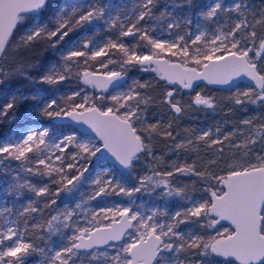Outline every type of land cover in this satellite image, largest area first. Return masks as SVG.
Segmentation results:
<instances>
[{
  "label": "snow or ice",
  "instance_id": "snow-or-ice-1",
  "mask_svg": "<svg viewBox=\"0 0 264 264\" xmlns=\"http://www.w3.org/2000/svg\"><path fill=\"white\" fill-rule=\"evenodd\" d=\"M158 2L139 0L123 10L103 0H0V122L20 124L0 134V173L14 180L0 185L7 195L19 198L27 190L34 197L19 208L0 206V264H27L37 253V264H264V121L246 118L230 132L217 126L174 135L171 120L149 122L155 84L129 75L152 72L166 86L193 91L198 81L229 85L247 78L255 87L237 89L230 99L264 108V8L210 0L194 24L190 12H178L191 9L193 0H166L156 14ZM37 45L50 50L46 63L8 62L10 48L19 53ZM93 64L98 68L89 71ZM73 77L114 94L95 97L68 87ZM13 80L28 90H13ZM176 94L170 88L160 102L179 118L189 106ZM192 103L217 107L201 92ZM23 104L28 108L19 113ZM64 120L86 125L95 139L57 123ZM155 136L195 158L161 171ZM142 157L156 166L131 184ZM109 158L111 166L103 163ZM224 158L232 162L214 171ZM181 176L198 180L203 195L178 183ZM141 193L181 206L147 209L135 203ZM61 196L66 203L53 208ZM112 197L128 203L91 207ZM45 209L53 210L46 220Z\"/></svg>",
  "mask_w": 264,
  "mask_h": 264
},
{
  "label": "trees",
  "instance_id": "trees-1",
  "mask_svg": "<svg viewBox=\"0 0 264 264\" xmlns=\"http://www.w3.org/2000/svg\"><path fill=\"white\" fill-rule=\"evenodd\" d=\"M103 2H105V0H103ZM166 0H159L157 7L155 8V13L158 14L161 9L160 6L165 3ZM207 0H193L192 3V7H191V12L192 13H198L199 11H201L202 9L205 8ZM52 3L55 5L56 3H58V0H52ZM108 3V2H107ZM182 9H189L187 7H184ZM45 15V18H47V15ZM259 30V29H258ZM22 34V31H17L16 36L13 40V45L15 44V40L19 38V36ZM49 52L50 50L46 49L43 45H37L32 49L29 50H21L19 53L15 52L12 50V48L9 49L8 52V62L11 63L12 61H21L24 60L27 63H31V64H36V63H46L49 59ZM115 67V66H114ZM98 68L97 65L93 64L92 67H90L89 69L94 71ZM118 69V68H117ZM75 71V69H74ZM138 72V70L131 72L129 75H135L134 73ZM152 72H149V74H151ZM33 75H35V73H33ZM150 81H152L155 84L154 89L150 92V95H153L155 97H157V99H155L152 103L151 108L148 111V119L149 122L153 123L155 120H157V117L159 115V113H161V111H169V109L167 108L166 105H164L163 103H161L160 101L163 98V93L165 91H167L168 89H170V87H174L175 89H178L179 87L174 85V86H166L165 82L160 81L158 79V77L151 75L149 77ZM143 81V80H141ZM82 83L81 80L76 79L75 77H73V80L71 82V84L69 86H73L74 84L80 85ZM12 88L13 90H15V88H23L25 91L28 90V85L26 84V82L21 81V80H13L12 81ZM208 87H210L209 84H207ZM182 92H187L190 95V98L192 99V90H188V89H183L181 88ZM215 100H216V104L217 107L215 109H205L201 106H195L192 103H189V107H191L193 109V107H196V113L194 114L193 117L185 115V113L180 116L179 118H176L174 115V118L171 120L172 121V132L174 135H176L177 133H179L181 136L184 133V130L186 128H191L192 127V123L196 122V121H211L213 117L216 116H220L221 119H224L226 122H228L231 125H238L241 126V119L244 120L246 118H256L255 119V123H260L262 121H264V108L259 107V106H253L251 104H244L243 106H236L234 104V100L230 99L234 98L236 96V93L233 96L227 97L228 93H232V91L228 90V89H216L215 91ZM95 97H99L96 95V90H94V95ZM105 96H107V93L105 94ZM225 98H229L228 100L231 102L230 104V108L229 109H224L222 107V103L224 102ZM4 103V101L0 100V104ZM227 106V105H226ZM28 108L27 104H23L20 105L18 108V112L19 113H24L25 110ZM38 119V118H37ZM57 123H63L69 126H73L75 127L74 124H72L71 122L64 120V121H57ZM36 124V123H35ZM164 124V123H162ZM38 125V124H36ZM15 126H20L19 123L16 124H12L9 125L7 123V119H5L4 122H0V134L6 133L10 128H13ZM76 128V127H75ZM77 129V128H76ZM163 130V129H161ZM78 135L79 133H81V131H79L77 129ZM173 142L169 139H164L161 136H155L154 137V145H155V151H156V155L157 156H161L163 159L160 163V170L164 171L167 170V166L170 164V162L172 161H177L178 163L187 161L189 163H191V159L190 158V154L189 153H184V152H180V153H176L174 150H170L171 146H172ZM237 160H239V157H236ZM141 162L143 161L145 164H148L150 167H154L156 166V162H154L153 160L147 158V157H142ZM139 161V162H140ZM14 161H12L13 163ZM231 159L228 158H224L221 159L219 164L217 165V167L215 169H213L214 171L219 172L220 168H224L226 167V165L228 163H231ZM136 166V165H135ZM120 170L117 169L116 173L119 174ZM138 172L134 170V172L132 173V176L130 178V183L135 184L137 182V178H138ZM5 177L2 173H0V178ZM178 183L181 184H188L190 186L189 190L192 191L193 189L195 190L196 196H202L203 192H202V188L203 185L198 181L195 180V178H188V177H177L176 178ZM195 180V183H193V181ZM56 186H53L51 191L55 192ZM25 192L27 193V190H25ZM144 194V193H141ZM148 201H154L159 200V201H163L166 203V207L168 209L169 212H174L176 210H178V208L181 206V202H178L176 199H171L168 201L165 200H161L160 197L158 195H147ZM113 199H117V198H126L127 197H112ZM205 199H207V197H204ZM111 199V198H109ZM64 198L63 196L57 198V204L55 206H53V208L59 207L61 203H63ZM52 210V209H49ZM44 211H47V209H45ZM185 226L181 225V228L183 229Z\"/></svg>",
  "mask_w": 264,
  "mask_h": 264
},
{
  "label": "rangeland",
  "instance_id": "rangeland-1",
  "mask_svg": "<svg viewBox=\"0 0 264 264\" xmlns=\"http://www.w3.org/2000/svg\"><path fill=\"white\" fill-rule=\"evenodd\" d=\"M107 2H111L115 5H120L122 6L123 10H127V9H130L134 3H138L139 0H105L104 3H107ZM210 2V0H207L206 2V5ZM227 2V0H226ZM247 2L249 3V5L252 6V11L253 12H257L259 11L261 8H264V0H247ZM164 4L163 3L159 9H163L164 7ZM205 5V6H206ZM179 14L180 15H184V14H187V13H191L192 15V18H193V22L194 24L199 22L196 14L197 13H192L190 9H180L178 10ZM200 12V11H199ZM182 30H187L186 28L185 29H182ZM101 35H103V33H101ZM98 66V65H97ZM110 67H114V66H110ZM89 71H92L90 69H88ZM118 70V69H117ZM135 75H130L131 78H134V79H139V80H148L149 77L151 75H155V73H143V72H140L138 70V72L134 73ZM82 81V80H81ZM198 86L195 87V90L191 91L192 93V99L190 98V95L187 93V92H182L181 91V88L179 87L178 89H176V97L175 99L177 100H180L184 105L186 106H189L190 104L189 103H192L193 101V97L195 96V93L196 92H201L202 95H205V96H211V97H215V91L216 89H219L215 86H210L208 87L207 86V83H203L202 84H197ZM68 87H71L73 89H76V90H79V89H84L85 93L86 94H89V95H94V89L92 86L90 85H84L83 82L80 84V85H77V84H74L73 86H68ZM249 87H254L248 83H239L237 84L234 88H231V89H228L229 91L231 90L232 93H228L227 94V97H230V96H233L235 94V92H237V89H239L240 91H245L247 90ZM172 88V87H170ZM67 90V89H65ZM170 90V89H168ZM221 90V89H219ZM106 93H103L102 91H97L96 90V95L97 96H100V95H105ZM111 94H114L112 92V90L110 89L109 92L107 93V96L108 95H111ZM229 98H225L224 102L222 103V107L225 109H229L230 108V101L228 100ZM193 104V103H192ZM227 105V106H226ZM231 109V108H230ZM196 113V107H193V109L191 107H187V110L185 111V115H188V116H191L193 117L194 114ZM174 118L172 112H168V111H161V113H159L158 117H157V120H155L153 123H155L156 121H161L162 123L166 124L169 120H172ZM242 121V119H241ZM193 129H208V128H212L214 129L215 127L217 126H220L222 128V132H230L233 128H240L241 126H236V125H231L229 124L228 122H226L224 119H221L220 116H216L212 118L211 121H196L194 123L191 124ZM29 126L31 127H37L39 125H36L35 123H31ZM16 127H19V126H15L13 128H16ZM90 135V134H89ZM184 135V133H183ZM93 137V136H92ZM95 139V137H93ZM202 147V146H201ZM229 150L226 148L225 149V152L227 153ZM190 154V158L194 159L195 158V153H189ZM201 156H205V153L204 152H201L200 153ZM212 157L211 156H205V159H211ZM191 159V160H192ZM18 163L19 162H16L14 161L12 163V166L13 167H17L18 166ZM100 163V162H99ZM103 163L111 166L113 163L110 161H103ZM150 166L148 164H145L143 161L141 162H138L135 166V171H137L139 174H138V177L139 176H142L144 175L145 173L148 172ZM92 171H95V169H92ZM115 174L118 176L119 174H117L115 172ZM3 179H9V182H14V180H11L10 177H3V178H0V180H3ZM33 182L35 183H38V181H36L35 179H33ZM44 182H47V181H44ZM132 184V183H131ZM4 187V185H0V206H12L13 202H15L16 204V207L19 208L21 205H24L27 203V200L31 197L34 199V197L32 196L31 193H26L22 196V197H14V196H11V195H7L3 190L2 188ZM200 196L197 195V198H199ZM135 199V203L137 205H140V204H143L145 206V208L147 209H151L153 207H160V208H164L166 207V203L163 202V201H159V200H154V201H148V198L146 195L144 194H138L137 197L134 198ZM64 203H66V201H63V203L60 204V208H62L64 206ZM114 203H123L125 205H127L128 203V199L126 198H117V199H109V198H105V199H98L96 200L95 202L92 203L91 207L94 208V209H99L101 207H111ZM53 214V210H49L47 209V211H44L43 212V218L46 220L47 218H49V216ZM40 217H37V220H39ZM224 227H228L227 224H222ZM83 226V225H82ZM54 240L56 238H53ZM37 244H40L41 247H44V244L42 242H40L39 240H36L35 241ZM42 257H40V255L37 253V254H33L32 256L28 257V260H27V264H37V262L39 260H41Z\"/></svg>",
  "mask_w": 264,
  "mask_h": 264
},
{
  "label": "water",
  "instance_id": "water-1",
  "mask_svg": "<svg viewBox=\"0 0 264 264\" xmlns=\"http://www.w3.org/2000/svg\"><path fill=\"white\" fill-rule=\"evenodd\" d=\"M202 82L203 83H207V82H205V81H198L197 82V84H202ZM241 82H243V83H248V84H250V85H252V86H254L255 87V85H254V82H252V81H249L247 78H237V79H235L231 84H229V85H210V86H215V87H217V88H219V89H231V88H234L237 84H239V83H241ZM176 86H178V87H180L179 85H176ZM181 88V87H180ZM97 91H102V90H100V89H96ZM67 121H69V120H67ZM69 122H71V121H69ZM72 124H74L73 122H71ZM75 125V124H74ZM75 127L79 130V131H81V132H87L88 134H90L91 136H93V137H95V134L94 133H91V130L90 129H88L87 128V126L86 125H75ZM105 155H107V154H105ZM105 161H111L112 163H114L110 158L109 159H106ZM100 161H96V163H99ZM221 223H223V224H227L228 226H229V222H227V221H222Z\"/></svg>",
  "mask_w": 264,
  "mask_h": 264
},
{
  "label": "flooded vegetation",
  "instance_id": "flooded-vegetation-1",
  "mask_svg": "<svg viewBox=\"0 0 264 264\" xmlns=\"http://www.w3.org/2000/svg\"><path fill=\"white\" fill-rule=\"evenodd\" d=\"M223 224V223H222Z\"/></svg>",
  "mask_w": 264,
  "mask_h": 264
}]
</instances>
